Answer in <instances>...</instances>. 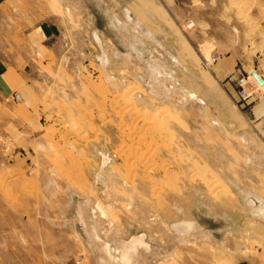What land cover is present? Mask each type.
Returning <instances> with one entry per match:
<instances>
[{"label": "rangeland", "instance_id": "obj_1", "mask_svg": "<svg viewBox=\"0 0 264 264\" xmlns=\"http://www.w3.org/2000/svg\"><path fill=\"white\" fill-rule=\"evenodd\" d=\"M228 57L264 73V0H0V264H100L87 201L135 264H257L264 145L203 98Z\"/></svg>", "mask_w": 264, "mask_h": 264}, {"label": "crops", "instance_id": "obj_2", "mask_svg": "<svg viewBox=\"0 0 264 264\" xmlns=\"http://www.w3.org/2000/svg\"><path fill=\"white\" fill-rule=\"evenodd\" d=\"M42 36H46L44 31H42ZM211 70L215 82L219 86L223 85L225 89L221 88V86L220 90L214 86L208 87L207 93L203 96L206 106L222 123L226 133L242 132L243 135H246L250 132L252 136L264 145V87L259 86L251 101L247 105H241L239 104L237 80L244 76L243 73L247 74L245 68H238L236 61L228 57L216 63ZM252 72H256L260 78L264 79V73L260 71ZM7 77L5 72L2 74L1 79L2 81L4 80L5 88L12 91V86L8 82ZM235 106L240 113L236 111ZM261 171L264 173V167L261 168ZM230 191L232 192V188H230ZM259 194L262 196L256 195L258 204V213L256 215L257 221L260 222L257 227V264H264V193L259 192ZM252 201L255 203L254 200ZM260 207H262L261 210ZM180 222L193 223L189 221Z\"/></svg>", "mask_w": 264, "mask_h": 264}, {"label": "bare ground", "instance_id": "obj_3", "mask_svg": "<svg viewBox=\"0 0 264 264\" xmlns=\"http://www.w3.org/2000/svg\"><path fill=\"white\" fill-rule=\"evenodd\" d=\"M137 96L138 95H136V97ZM136 100L137 102H140L139 98H136ZM254 205L255 203L251 200V203H249L247 206L251 207L252 209ZM79 214L81 216V220H82L81 222L83 223L84 230L90 242H92V244L98 251V259L100 264H135L136 258H138V255H140L139 254L140 249L141 248L145 249L147 247L149 248L148 243L145 240L146 239L145 236L134 237L130 241L116 239L115 240L116 248L115 249L112 248V246L109 243H107L108 241L106 240L107 242H105L99 235L97 229L98 208H96V206H93L90 201L83 202L80 204ZM173 228L179 235L183 236L185 235L186 231L192 230L193 225L186 222H180L178 224L173 225ZM193 230H195V226Z\"/></svg>", "mask_w": 264, "mask_h": 264}, {"label": "built area", "instance_id": "obj_4", "mask_svg": "<svg viewBox=\"0 0 264 264\" xmlns=\"http://www.w3.org/2000/svg\"><path fill=\"white\" fill-rule=\"evenodd\" d=\"M215 61L216 59L213 60V62ZM252 73L247 76H242L237 80L239 104L241 105H247L256 94V90L259 88V85L252 76ZM16 99H18V96H16Z\"/></svg>", "mask_w": 264, "mask_h": 264}, {"label": "water", "instance_id": "obj_5", "mask_svg": "<svg viewBox=\"0 0 264 264\" xmlns=\"http://www.w3.org/2000/svg\"><path fill=\"white\" fill-rule=\"evenodd\" d=\"M252 76L255 78V80L257 81V83L260 85V86H264V79L260 78V76L256 73V72H253L252 73ZM174 230V228H173ZM175 231V230H174ZM191 230H188L186 231L185 234L189 233ZM177 233V232H176Z\"/></svg>", "mask_w": 264, "mask_h": 264}]
</instances>
